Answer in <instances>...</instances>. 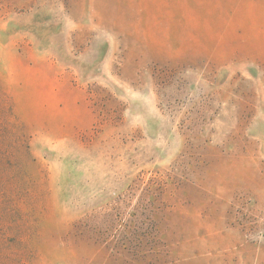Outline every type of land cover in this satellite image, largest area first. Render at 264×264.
<instances>
[{
  "label": "rangeland",
  "instance_id": "374dc122",
  "mask_svg": "<svg viewBox=\"0 0 264 264\" xmlns=\"http://www.w3.org/2000/svg\"><path fill=\"white\" fill-rule=\"evenodd\" d=\"M0 264H264V0H0Z\"/></svg>",
  "mask_w": 264,
  "mask_h": 264
}]
</instances>
